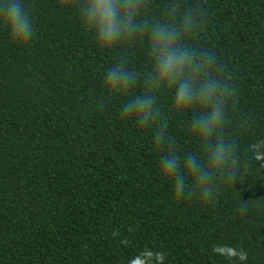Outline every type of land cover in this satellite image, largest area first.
<instances>
[{"label": "trees", "instance_id": "trees-1", "mask_svg": "<svg viewBox=\"0 0 264 264\" xmlns=\"http://www.w3.org/2000/svg\"><path fill=\"white\" fill-rule=\"evenodd\" d=\"M60 2L27 0V45L0 28V264H264V0H184L234 85L235 171L204 202L173 199L151 130L104 92L112 58L139 67L143 45L99 50ZM183 119L169 131L195 150Z\"/></svg>", "mask_w": 264, "mask_h": 264}, {"label": "clouds", "instance_id": "clouds-1", "mask_svg": "<svg viewBox=\"0 0 264 264\" xmlns=\"http://www.w3.org/2000/svg\"><path fill=\"white\" fill-rule=\"evenodd\" d=\"M55 7L58 12L73 8L99 50L143 45L139 67L126 57L112 58L102 77L104 92L123 98L121 118L151 130L160 154L158 171L170 181L173 199L215 198L221 179L231 176L237 163L236 143L227 131L234 85L214 52L194 40L203 20L199 5L162 0L155 13L150 0H62ZM0 28L13 45L32 40L35 25L27 0H0ZM178 117L184 118L195 150H178L169 131V121Z\"/></svg>", "mask_w": 264, "mask_h": 264}]
</instances>
